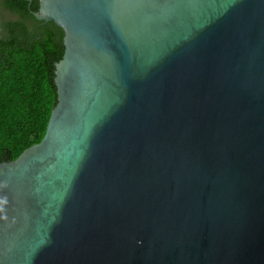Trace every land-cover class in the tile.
<instances>
[{
    "label": "water",
    "instance_id": "obj_1",
    "mask_svg": "<svg viewBox=\"0 0 264 264\" xmlns=\"http://www.w3.org/2000/svg\"><path fill=\"white\" fill-rule=\"evenodd\" d=\"M38 2L57 101L0 162V264H264V0Z\"/></svg>",
    "mask_w": 264,
    "mask_h": 264
},
{
    "label": "trees",
    "instance_id": "obj_2",
    "mask_svg": "<svg viewBox=\"0 0 264 264\" xmlns=\"http://www.w3.org/2000/svg\"><path fill=\"white\" fill-rule=\"evenodd\" d=\"M38 0H0V162L41 140L57 101L63 31L37 20Z\"/></svg>",
    "mask_w": 264,
    "mask_h": 264
},
{
    "label": "clouds",
    "instance_id": "obj_3",
    "mask_svg": "<svg viewBox=\"0 0 264 264\" xmlns=\"http://www.w3.org/2000/svg\"><path fill=\"white\" fill-rule=\"evenodd\" d=\"M3 185H0L2 187ZM7 203V199H0V211H3V205Z\"/></svg>",
    "mask_w": 264,
    "mask_h": 264
}]
</instances>
